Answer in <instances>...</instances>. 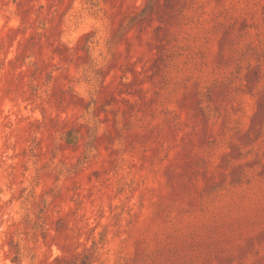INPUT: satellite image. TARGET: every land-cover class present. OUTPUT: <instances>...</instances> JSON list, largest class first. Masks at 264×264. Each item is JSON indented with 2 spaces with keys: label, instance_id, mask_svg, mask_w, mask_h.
Returning <instances> with one entry per match:
<instances>
[{
  "label": "rangeland",
  "instance_id": "rangeland-1",
  "mask_svg": "<svg viewBox=\"0 0 264 264\" xmlns=\"http://www.w3.org/2000/svg\"><path fill=\"white\" fill-rule=\"evenodd\" d=\"M0 264H264V0H0Z\"/></svg>",
  "mask_w": 264,
  "mask_h": 264
},
{
  "label": "trees",
  "instance_id": "trees-1",
  "mask_svg": "<svg viewBox=\"0 0 264 264\" xmlns=\"http://www.w3.org/2000/svg\"><path fill=\"white\" fill-rule=\"evenodd\" d=\"M87 261L85 260L83 263H86Z\"/></svg>",
  "mask_w": 264,
  "mask_h": 264
}]
</instances>
